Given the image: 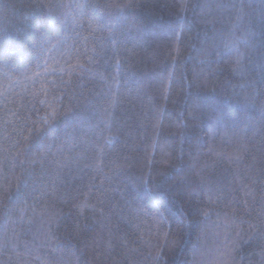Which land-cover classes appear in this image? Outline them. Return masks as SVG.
Listing matches in <instances>:
<instances>
[{"label":"trees","instance_id":"1","mask_svg":"<svg viewBox=\"0 0 264 264\" xmlns=\"http://www.w3.org/2000/svg\"><path fill=\"white\" fill-rule=\"evenodd\" d=\"M0 264H264V0H0Z\"/></svg>","mask_w":264,"mask_h":264}]
</instances>
